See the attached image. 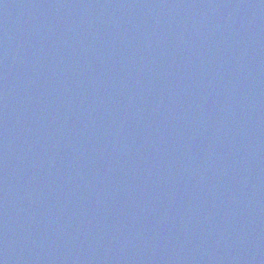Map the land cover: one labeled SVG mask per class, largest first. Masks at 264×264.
I'll return each mask as SVG.
<instances>
[{
  "label": "water",
  "instance_id": "obj_1",
  "mask_svg": "<svg viewBox=\"0 0 264 264\" xmlns=\"http://www.w3.org/2000/svg\"><path fill=\"white\" fill-rule=\"evenodd\" d=\"M0 264H264V0H0Z\"/></svg>",
  "mask_w": 264,
  "mask_h": 264
}]
</instances>
